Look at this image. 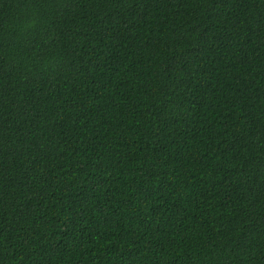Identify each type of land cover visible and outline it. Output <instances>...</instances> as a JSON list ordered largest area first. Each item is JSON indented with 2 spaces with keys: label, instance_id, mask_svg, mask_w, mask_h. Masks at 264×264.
Here are the masks:
<instances>
[{
  "label": "trees",
  "instance_id": "1",
  "mask_svg": "<svg viewBox=\"0 0 264 264\" xmlns=\"http://www.w3.org/2000/svg\"><path fill=\"white\" fill-rule=\"evenodd\" d=\"M0 264H264V0H0Z\"/></svg>",
  "mask_w": 264,
  "mask_h": 264
}]
</instances>
